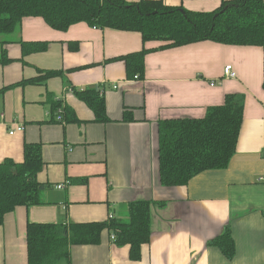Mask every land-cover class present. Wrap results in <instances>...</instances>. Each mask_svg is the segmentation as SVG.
<instances>
[{"label": "crops", "instance_id": "1", "mask_svg": "<svg viewBox=\"0 0 264 264\" xmlns=\"http://www.w3.org/2000/svg\"><path fill=\"white\" fill-rule=\"evenodd\" d=\"M137 2L139 0H126ZM191 11H213L221 0H160ZM47 42L23 54L22 43ZM143 42L138 31L84 21L65 30L24 17L0 34V162L20 163L25 144H39L45 188L41 203L19 205L0 224V264H28L26 227L127 219L128 204L150 202V238L138 258L104 228L95 244L71 245L58 264H264L263 50L202 40L176 47ZM149 49L144 73L127 77L119 56ZM232 65L235 77L223 75ZM46 70L41 82H25ZM101 85L108 120L97 121L76 91ZM116 85V88H113ZM226 94L243 99L236 151L227 167L201 172L185 185L161 184L158 122L200 118ZM57 106V108H56ZM61 111V120L57 119ZM16 126L21 131L10 134ZM63 188H57L58 184ZM225 231L232 257L215 242Z\"/></svg>", "mask_w": 264, "mask_h": 264}, {"label": "trees", "instance_id": "2", "mask_svg": "<svg viewBox=\"0 0 264 264\" xmlns=\"http://www.w3.org/2000/svg\"><path fill=\"white\" fill-rule=\"evenodd\" d=\"M27 16L42 17L52 28L65 30L84 21L99 28L138 31L143 42L163 41V48L202 40L230 45H256L263 50L264 87V0H221L209 12L167 6L160 0H0V34L14 31ZM24 53L44 51L47 42L22 43ZM149 49L122 55L127 77L144 73V54ZM0 61L8 62L4 50ZM60 71L46 70L25 82H41ZM93 111L97 121L108 120L103 94L98 86L76 91ZM57 108V106H56ZM243 118V99L226 94L222 104L207 107L200 118L163 119L158 122L159 174L162 185H185L197 174L223 169L236 151ZM43 166L39 144H25L20 163L0 162V224L16 206L40 204L45 188L36 174ZM108 228L117 244H128L132 258L150 238V202L128 204L127 219L86 223H32L26 227L28 264H58L68 260L71 245L95 244ZM227 256L234 253L231 234L225 231L215 241Z\"/></svg>", "mask_w": 264, "mask_h": 264}, {"label": "built area", "instance_id": "3", "mask_svg": "<svg viewBox=\"0 0 264 264\" xmlns=\"http://www.w3.org/2000/svg\"><path fill=\"white\" fill-rule=\"evenodd\" d=\"M223 75L225 77H229V78L235 77L236 73L233 70L232 65L227 64V65L224 66V68H223ZM133 78L134 79H137L138 77H137V75H134ZM113 88H116V85H113ZM98 89H99V93L100 94H103L104 89L102 88L101 85L98 86ZM60 113H61V111H58V114L56 116L58 120H61V118H62L61 115H60ZM21 130H22V126H16L14 129L10 130L9 133L10 134H13L15 131H21ZM63 186H64V184H61L60 183V184L57 185V188H63ZM112 218H113V215L110 214L109 215V219H112Z\"/></svg>", "mask_w": 264, "mask_h": 264}]
</instances>
